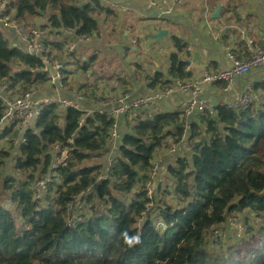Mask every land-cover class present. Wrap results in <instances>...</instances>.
I'll return each instance as SVG.
<instances>
[{
	"label": "trees",
	"instance_id": "trees-1",
	"mask_svg": "<svg viewBox=\"0 0 264 264\" xmlns=\"http://www.w3.org/2000/svg\"><path fill=\"white\" fill-rule=\"evenodd\" d=\"M2 1H10L8 15L14 14L17 25L36 27V19H46L41 28L56 36L73 32L77 38L98 40L101 24H110L115 30L121 20L98 0ZM186 9L198 17L191 4ZM236 12L237 7L222 6L220 21L234 14L239 22ZM203 13L207 11L203 9ZM200 21L204 22L203 16ZM155 22L164 28L168 24ZM4 36L0 34V82L6 81L12 94L44 88L47 75L42 73V61L13 49ZM170 38L173 51L166 71L156 73L155 60L149 73L147 65L135 63L134 80L116 81L122 97L132 94L135 84L142 81L149 92L161 93L175 90L176 83L191 81L192 74L185 72L190 59L186 43L175 35ZM230 38H237L234 43L239 49L237 54L230 47L231 53L239 61L249 60L246 42L238 31L229 30L222 36L225 44ZM66 46V41L49 44L57 55L66 54ZM126 54L136 52L127 46ZM78 57L67 54L62 60L67 67L63 76H70V68L82 74L92 71L97 57L84 61ZM214 85L219 90L225 87L224 83ZM81 91L77 92L89 102L96 97L89 87ZM253 94V103L245 111L216 107L213 116L192 126L189 136L194 151L175 159L168 168L173 185L160 192L156 218L161 232L151 220H144L156 203V198H148L145 186L155 156L183 137L180 114L157 113L154 107L126 114L119 124L126 120L129 132L122 136L110 170L107 160L106 167L102 160L107 158L113 118L87 117L51 105L43 108L31 129L20 125L5 128L0 137V264H264V82L254 85ZM136 112L147 117H135ZM4 114L0 102V120ZM21 138L25 143L15 146ZM9 145L11 150L17 148L13 171L27 179L25 184L14 176H2L1 170L12 157ZM58 146L68 149L70 155L61 166L54 165ZM49 177L44 198L37 197L29 185ZM2 202H9L17 217ZM246 212L256 219L252 225L245 223L246 234L255 243L248 246L242 241L235 249L210 252L209 234L229 216Z\"/></svg>",
	"mask_w": 264,
	"mask_h": 264
},
{
	"label": "built area",
	"instance_id": "built-area-1",
	"mask_svg": "<svg viewBox=\"0 0 264 264\" xmlns=\"http://www.w3.org/2000/svg\"><path fill=\"white\" fill-rule=\"evenodd\" d=\"M102 5L116 11L121 18L129 16L137 19L148 20L150 17L142 14L135 2L139 0H125L124 2L115 0H98ZM150 9L156 12L158 21H165L169 24L190 26V16L184 11L186 0H145ZM206 8L205 0H200ZM10 1L0 0V34L13 35L19 43H11V47L31 58H37L42 61V73L47 75V85L44 88L34 89L26 93L12 94L9 91V85L6 81L0 82V102L5 107V114L0 120V137L3 135L5 128H11L14 125H20L24 129H31L34 120L38 119L42 110L48 106H56L60 110L69 108L79 113L85 114L87 117H94L97 114L115 119V123L110 130L108 139V154H107V169L110 170L114 165L115 153L118 151V146L122 135L120 134V120L129 112L143 109L144 107H154L163 99L172 94L173 90L165 93L150 91L146 97H140L131 100L133 94H128L124 97L120 96L117 99H108L107 102L96 103L97 109H86L82 104L87 100L84 94L76 92L73 99L62 100L49 96V89H55L56 92L62 90L63 71L65 70L64 62L62 61L67 54H80L83 47L91 45L92 40L89 38H77L73 32H62V36H56L51 30H44L41 27L20 26L15 22L6 20L8 17V7ZM12 33V34H10ZM127 41L128 47L136 52L138 45L137 36L131 28H126L123 34ZM67 42L64 55L53 54L49 44ZM111 45H109L110 47ZM247 52L250 59L247 61H239L230 50H227V57L231 63L228 70H221L213 75L204 73L202 81H194L187 84L176 83V89L189 94L188 100L177 111L181 115L184 129L183 137L178 144L171 145L166 152L168 155H175L177 158L191 156L194 151L193 142L190 140L189 133L194 124H198L200 120L207 116H213L216 107L226 108L231 111H245L248 109L254 100L253 88L254 84L247 83L243 87H238V82L246 77L264 71V49L255 47L251 40L246 41ZM154 46L148 43L145 47L144 54H149L153 51ZM186 53L190 56L185 72L192 73L195 67L196 58L194 49L186 47ZM74 64V62L72 63ZM195 65V66H194ZM216 83H224L225 87L221 90L223 94L230 95V100L227 102H215V100L206 96L203 88L211 87ZM206 87V88H207ZM110 109L108 110L107 108ZM83 122V121H82ZM82 122L80 127L82 126ZM25 143L23 138L15 143V146H21ZM72 143V141H70ZM55 151L59 154L54 162L55 166L66 164L69 159L68 149L55 147ZM163 153V154H164ZM162 156L156 155L153 162L152 171L149 174V180L145 186V192L149 196L148 190L151 189L152 182L158 178L161 170ZM49 177L43 183V187L37 185L34 189L35 195L38 197L40 190H45V186L50 182ZM137 193V191H136Z\"/></svg>",
	"mask_w": 264,
	"mask_h": 264
},
{
	"label": "rangeland",
	"instance_id": "rangeland-1",
	"mask_svg": "<svg viewBox=\"0 0 264 264\" xmlns=\"http://www.w3.org/2000/svg\"><path fill=\"white\" fill-rule=\"evenodd\" d=\"M207 3V13H203V5L197 1V0H188L187 4H191V9H194L197 11L196 15L198 17L195 19L190 18L191 21L199 26L201 23L200 17H206L205 20L209 21L210 18L214 15L213 12H216L218 7L222 6L223 8H232L237 7V16H241L244 13L247 12V5L243 2V0H205ZM141 4V3H140ZM143 7V5H140ZM211 7H216L215 10H211ZM117 16L121 19L119 20V23L116 26V29L114 30V27L110 24H101V38L98 40H92L91 45L89 46L84 53L80 51L79 59L80 60H88L93 56L97 57V62L93 66L92 71H90L88 74H82L77 70V68H70L67 71L70 74L67 76H64L66 79V82L62 86V90L59 92H56L55 89H49L48 93L50 95H55L58 98L66 99L69 97H72L76 94V92H83L81 91V88L86 86L89 87L90 90H93V92L96 93V97L92 98L91 102H89V99L85 101L84 104H87V108L91 107L93 105L97 106L96 103L99 102H107L108 99H117L121 96L122 92L120 89L117 88L116 81L117 79H130L132 81L133 77L136 75V70L134 69L135 63H140L143 65H147L146 73H149V71L152 68V61H156L163 67V71H166L167 68V62L169 60V56L173 51V45L171 43V38L169 39V46L166 45V41H163L162 43H158L155 40H153V37L151 33L154 31L155 27L149 26L151 23H144L139 24L137 23V18L133 17L130 18L129 16H126L125 18H121L118 14ZM221 17V12H220ZM14 14H11L10 16L6 17V20L10 23L13 22ZM226 18V17H225ZM228 21L233 22L237 25L236 28H238L239 22H236V17L233 15L228 16ZM226 19H223V24L227 25ZM36 27H43L46 25V19H36L35 22ZM233 25V24H232ZM209 27L212 31H214L212 24H209ZM126 28H131L133 33L137 36L138 45L136 47V54H126V48L128 46L127 41L124 39L123 34ZM223 29L221 24V30ZM198 29H194L191 27L190 31L194 34H199L200 36H204L203 39H205L209 44L217 43V41L213 42L210 40V38L207 36V31L204 30L203 32L196 31ZM202 30V29H200ZM220 30V29H219ZM240 31V30H239ZM171 32L180 39H183L184 35H189L188 28H172ZM12 34V33H10ZM7 41H10L13 43H19L12 35H5L4 36ZM185 42V41H184ZM150 43L154 46V49L149 54H144V50L146 45ZM109 45H111L109 47ZM55 54V52H52ZM123 54L126 56L124 57ZM68 60L66 59L65 62ZM65 65V63H64ZM65 69L67 67L65 66ZM66 71V70H65ZM134 80V79H133ZM112 88L116 89V91H113ZM146 93H148V90L146 89V85L144 81L139 82L135 84V87L133 88L132 97L131 100L140 98V97H146ZM256 100L257 97L255 98ZM156 110V108H155ZM158 112H163L162 109H158ZM144 116V118L147 117L146 113L143 112H136V116ZM62 123V121H61ZM127 121L124 120L123 124L120 127V134L124 135L129 132V130H126ZM20 139V138H19ZM19 139L16 141L18 143ZM13 147L8 146L7 149L11 150ZM12 157L9 161L6 162V166L1 170L2 176L4 178L6 177H12L14 176L24 184L27 183V179L24 176H21L19 174H15L13 171V165L14 160L17 158V148L15 147L14 150H11ZM163 160L161 163V170L158 174V178L152 182L151 189L148 190L149 196L152 194V198H156V203L154 206L150 207L148 211L146 212L144 216V220H151L154 223V228L159 229V231H162L161 228V222L156 218L158 216L157 211V204L161 201L160 192L164 190L165 188H171L173 183L170 179V175L168 173V168L172 165H174V161L176 159L175 155H168L167 153H164L161 155ZM106 160L107 158L104 156L102 162L105 164L106 167ZM37 185H40V187H43V183L40 181H37L36 183L29 185V187L33 190ZM45 190H40L38 193L41 198H44L46 192H47V186H45ZM1 206L5 208L6 211L10 213H14V216L17 217L18 212H14V207L10 206L9 202H2ZM245 223H248L249 225H252L256 223L255 217L251 213H244L242 215L236 214L229 216L227 222L220 227H217L214 231H212L208 238V247L207 249L210 252L221 250H226L228 248L235 249L236 247L240 246V243L242 241L245 245H252L255 243L250 235L246 234V227ZM254 240H258V238H254Z\"/></svg>",
	"mask_w": 264,
	"mask_h": 264
},
{
	"label": "crops",
	"instance_id": "crops-1",
	"mask_svg": "<svg viewBox=\"0 0 264 264\" xmlns=\"http://www.w3.org/2000/svg\"><path fill=\"white\" fill-rule=\"evenodd\" d=\"M115 1L124 2L125 0H115ZM197 1L201 3L200 0ZM186 2L185 5L187 4ZM243 2L247 5V12L239 17L240 19L239 25L240 24L241 25L238 26V28L240 27L239 29L240 31L236 28V26H234L237 24L228 21L227 19L228 16L226 18H223L226 19L227 25H224L222 23L223 20L221 21L220 19L213 20L211 17L210 20L207 21L205 20L206 17H204V22L202 23L200 22L201 24L199 26H197L191 21L190 26L168 23L164 25L166 26V28H164L163 25L155 22L159 20L158 18H156V12L148 7L147 2L145 0L136 1L134 4L135 7H137L142 14L150 17L148 19L150 21H147L146 23H151L149 26L155 27L154 31L151 33L153 38L154 35H157L158 31L165 30L168 32V38L166 40H161L158 43H162L163 41H166V45L169 46L170 34H174L173 32H171L172 28H188L189 35H184L183 39L186 43V46L192 47L194 49L196 66L194 65L195 67H193L191 73L192 79L190 81V82H194V81H202L204 79V73H207V75L211 76L221 70L230 69L231 63L227 57V50L232 51L230 48L232 47L234 50H236V53L239 54V49H237L235 46L237 38H230L227 44H225L224 40H222V36L224 35V33L228 32L229 30L238 31V34L243 41L246 42L247 40H251L255 43V45H257V47L264 49V0H243ZM140 3L143 5V7L140 6L141 5ZM203 9L207 11L208 7L205 8L203 6ZM186 10L184 6V11L190 16V18L195 19L194 15H192L191 13L189 14V9ZM210 23L212 24L214 31L210 29L209 27ZM221 24L223 27L222 30H221ZM191 27L194 29H198L196 31L199 32H203L204 30H206L208 32L207 36L210 38V40H212L213 42L217 41V43L211 46L212 44H209L205 39H203L204 38L203 35L200 36L199 34H194L193 32H191L190 31ZM123 56L125 57L126 55L123 54ZM156 65H158L160 70L163 71L162 70L163 67L161 66V64L156 62V64H154L155 68ZM262 82H264V71L250 75L245 79H242L241 81L238 82V87L241 88L247 83H252L255 85V84H260ZM206 87L207 86L203 88L204 93L206 94V96L215 100V102H227L230 100V95L223 94L221 91L222 89L219 90L218 88L215 87L214 84L211 87H207V88ZM148 94L149 91L148 93H146V95ZM49 96L53 98H58L55 95H49ZM188 98H189L188 93L179 90H174L170 96L163 99L160 103L155 105L154 108H156L157 113H175L178 111L180 107L183 106V104L188 100ZM62 100H66V99H62ZM85 108L97 109L98 107L93 105L91 107L88 108L85 107ZM159 108L162 109L163 112H158ZM107 109L109 110L110 107ZM162 154H158V155H162Z\"/></svg>",
	"mask_w": 264,
	"mask_h": 264
},
{
	"label": "water",
	"instance_id": "water-1",
	"mask_svg": "<svg viewBox=\"0 0 264 264\" xmlns=\"http://www.w3.org/2000/svg\"><path fill=\"white\" fill-rule=\"evenodd\" d=\"M220 12H221V7H218L214 15L212 16L213 20H219L220 19ZM168 38V32L167 31H158L157 35H154V39L157 42H160L161 40H166ZM187 65H190V63L187 61ZM156 73H161V70L158 65H156ZM181 127V126H180Z\"/></svg>",
	"mask_w": 264,
	"mask_h": 264
}]
</instances>
